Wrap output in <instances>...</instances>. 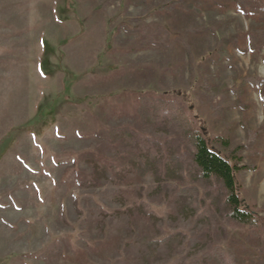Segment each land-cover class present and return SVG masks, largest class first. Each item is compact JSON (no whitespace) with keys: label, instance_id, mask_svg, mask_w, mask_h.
Returning <instances> with one entry per match:
<instances>
[{"label":"rangeland","instance_id":"374dc122","mask_svg":"<svg viewBox=\"0 0 264 264\" xmlns=\"http://www.w3.org/2000/svg\"><path fill=\"white\" fill-rule=\"evenodd\" d=\"M252 28L264 24L229 0H0V264H264V86L251 85L264 81V51H248ZM231 37L232 60L209 66ZM210 85L241 105L214 118ZM173 92L224 157L252 144L236 177L256 227L216 214L218 183L91 182L83 154L116 163L126 152L97 133L159 138L139 100L182 102ZM164 186L198 189L195 213Z\"/></svg>","mask_w":264,"mask_h":264},{"label":"trees","instance_id":"16d2710c","mask_svg":"<svg viewBox=\"0 0 264 264\" xmlns=\"http://www.w3.org/2000/svg\"><path fill=\"white\" fill-rule=\"evenodd\" d=\"M229 1L235 3L244 14L254 16L264 24V5L258 1ZM236 40V37H231L218 41L215 51L216 58L210 59L208 65H217L232 60L228 48L236 46ZM247 42L249 52L264 51V28L250 29ZM187 52L189 51L187 50ZM171 56L172 52L168 50V62H170ZM206 78L211 80V76ZM244 85L245 81L241 83L240 87L233 89L237 96L242 95L241 88ZM251 85L263 87L264 81H258ZM204 88L211 93V98L207 103L211 115L216 119L241 105L238 100L233 101L228 98L232 90L226 86L210 85L204 86ZM172 95L181 98L182 102L152 97H142L139 100L137 117L143 126L152 127L160 133L159 138H141L136 131L127 128L97 133L98 140L109 142L112 145L119 144L126 152L118 157L116 163L108 161L101 151L83 154L82 159L94 168L91 182L93 184H97L101 180L115 182L123 179L125 174L144 177L148 173H152L155 181L159 184L168 179L193 180L202 188L205 185L218 183L221 192L213 199L216 214L223 221L237 226L256 227L260 223V218L247 209L241 197V187L236 177L238 172L249 169L247 166H241L242 158H238L237 154L246 150L248 154L253 155L252 144L237 146L230 151L231 157H224L210 143L206 130L196 126L201 122L197 116L191 117L192 106L189 110L184 107V103L188 101L187 96L181 92H173ZM216 97L218 102L214 101ZM214 142L224 149L232 148L229 138L218 136ZM164 189L169 194L176 190L170 186H164ZM176 193L180 198L189 199L188 213H195V201L199 190L185 188ZM205 217H208L209 222L211 221L208 214H205Z\"/></svg>","mask_w":264,"mask_h":264}]
</instances>
